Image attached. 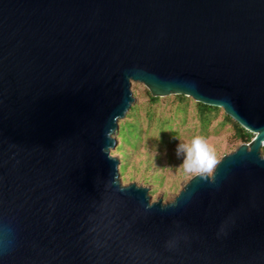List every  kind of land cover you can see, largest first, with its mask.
I'll return each mask as SVG.
<instances>
[{"label": "water", "instance_id": "1", "mask_svg": "<svg viewBox=\"0 0 264 264\" xmlns=\"http://www.w3.org/2000/svg\"><path fill=\"white\" fill-rule=\"evenodd\" d=\"M253 134L173 201L110 155L134 102ZM264 0H0V264H264Z\"/></svg>", "mask_w": 264, "mask_h": 264}, {"label": "rangeland", "instance_id": "2", "mask_svg": "<svg viewBox=\"0 0 264 264\" xmlns=\"http://www.w3.org/2000/svg\"><path fill=\"white\" fill-rule=\"evenodd\" d=\"M144 89V85L132 83L134 102L131 106H137V114L142 121L138 149H118L121 141L123 146L127 144L118 135L119 124L130 121L126 119L127 111L125 117L118 121V130L113 135L116 145L110 150V155L118 161V165L128 161L124 173L122 171L119 174L122 185L135 183L146 187L150 202L160 198L162 203H168L173 201L190 178L202 172L210 175L215 163L222 156L236 150L242 142L234 137L228 125H219L221 116L214 119L206 129H202L194 116L191 102L185 111L178 108L177 102L169 95L151 104ZM148 115H152L150 119ZM161 119L166 121L168 128L161 124ZM194 137L204 141L201 160L198 164L182 162L183 157L177 156L176 146L178 143H190Z\"/></svg>", "mask_w": 264, "mask_h": 264}, {"label": "trees", "instance_id": "3", "mask_svg": "<svg viewBox=\"0 0 264 264\" xmlns=\"http://www.w3.org/2000/svg\"><path fill=\"white\" fill-rule=\"evenodd\" d=\"M143 91L151 104H156L161 100V98H163L152 96L146 88ZM171 96L177 102L178 108H180L182 111H185L191 102L194 116L202 129H206V127L209 126L214 119H216L218 116H221L222 120L219 125H228L233 130V135L237 140L241 141L242 143H248L253 138L252 133L246 131L237 122L226 115L221 108L208 106L200 102L193 101L190 97H186L181 94ZM137 111L136 105L131 106L126 116V119H130V121L126 120L119 124L118 135L120 136L121 140L123 139V141H126L125 143H127L125 146H123V142H120L121 145L118 146V149H121L122 151H124L125 147L131 148L133 150H137L139 147V138L142 132V121H140ZM151 116L152 115H148L149 119ZM161 124L164 125V127H167V123L164 119H161ZM261 152L264 154V146L262 147ZM124 157L127 159V156L124 155ZM127 164L128 161H124L118 165L119 173L122 174V171L124 173L125 166Z\"/></svg>", "mask_w": 264, "mask_h": 264}, {"label": "clouds", "instance_id": "4", "mask_svg": "<svg viewBox=\"0 0 264 264\" xmlns=\"http://www.w3.org/2000/svg\"><path fill=\"white\" fill-rule=\"evenodd\" d=\"M204 141L200 137H194L190 143L180 144L176 146L177 156H182V162H190L198 164L202 157L204 149Z\"/></svg>", "mask_w": 264, "mask_h": 264}]
</instances>
